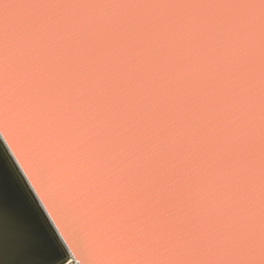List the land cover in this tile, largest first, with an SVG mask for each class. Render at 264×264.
I'll return each mask as SVG.
<instances>
[{
	"label": "water",
	"instance_id": "95a60500",
	"mask_svg": "<svg viewBox=\"0 0 264 264\" xmlns=\"http://www.w3.org/2000/svg\"><path fill=\"white\" fill-rule=\"evenodd\" d=\"M0 264H264V0H0Z\"/></svg>",
	"mask_w": 264,
	"mask_h": 264
}]
</instances>
